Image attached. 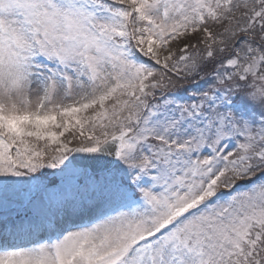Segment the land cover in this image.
<instances>
[{
  "label": "snow or ice",
  "instance_id": "6c2138e0",
  "mask_svg": "<svg viewBox=\"0 0 264 264\" xmlns=\"http://www.w3.org/2000/svg\"><path fill=\"white\" fill-rule=\"evenodd\" d=\"M0 264H264V0H0Z\"/></svg>",
  "mask_w": 264,
  "mask_h": 264
}]
</instances>
